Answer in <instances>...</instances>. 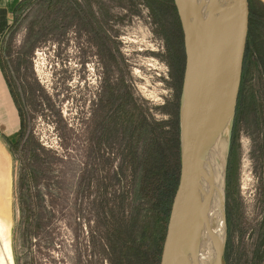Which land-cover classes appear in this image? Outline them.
<instances>
[{"label": "rangeland", "instance_id": "374dc122", "mask_svg": "<svg viewBox=\"0 0 264 264\" xmlns=\"http://www.w3.org/2000/svg\"><path fill=\"white\" fill-rule=\"evenodd\" d=\"M248 7L222 135V264H264V0ZM2 43L17 126L0 131L14 264H159L180 161L185 51L173 0H29Z\"/></svg>", "mask_w": 264, "mask_h": 264}, {"label": "water", "instance_id": "95a60500", "mask_svg": "<svg viewBox=\"0 0 264 264\" xmlns=\"http://www.w3.org/2000/svg\"><path fill=\"white\" fill-rule=\"evenodd\" d=\"M173 2L183 33L185 51L178 110L180 166L159 264H192L193 237L189 239L188 250L187 236L191 231L195 191L211 144L225 134L230 138L247 41L249 7L248 0H213L219 8H226L230 3L229 21L211 44L202 47L200 54L189 0ZM224 245L225 241L220 264Z\"/></svg>", "mask_w": 264, "mask_h": 264}, {"label": "bare ground", "instance_id": "6f19581e", "mask_svg": "<svg viewBox=\"0 0 264 264\" xmlns=\"http://www.w3.org/2000/svg\"><path fill=\"white\" fill-rule=\"evenodd\" d=\"M227 5L226 8H219L214 5L213 0H189L190 16L200 54L202 47L211 44L216 34L227 25L231 11L230 3ZM226 145L222 136L211 144L197 184L191 211V231L187 236L188 250L189 239L193 237L192 264H220V255L226 238L224 214ZM9 168L7 156L0 150V264H14L11 247Z\"/></svg>", "mask_w": 264, "mask_h": 264}, {"label": "crops", "instance_id": "0c3cea01", "mask_svg": "<svg viewBox=\"0 0 264 264\" xmlns=\"http://www.w3.org/2000/svg\"><path fill=\"white\" fill-rule=\"evenodd\" d=\"M29 0H0V131L8 133L15 131V114L11 93L7 83L9 79L5 75L6 58L9 54L5 52L2 40L8 33L9 28L15 22L18 12ZM11 103V104H10Z\"/></svg>", "mask_w": 264, "mask_h": 264}, {"label": "trees", "instance_id": "16d2710c", "mask_svg": "<svg viewBox=\"0 0 264 264\" xmlns=\"http://www.w3.org/2000/svg\"><path fill=\"white\" fill-rule=\"evenodd\" d=\"M250 26L251 25H250V19H249V27H248V34H247V41H246V47H245L244 56L246 54V51L248 50V38L250 36ZM178 174H179V163L174 164V166H173V164H171L170 170L168 172V178H167V180L169 179V181H170L172 179V181H173V183L171 184V187H170L171 192L170 193L168 192L169 194L166 195L167 190L166 189L164 190L165 195L168 197V201H167V204H166L167 205V212H166L167 213V220H168V215H169V211H170V206H171L172 198H173L174 192L176 190L177 182H178ZM168 187H169V185H168Z\"/></svg>", "mask_w": 264, "mask_h": 264}]
</instances>
